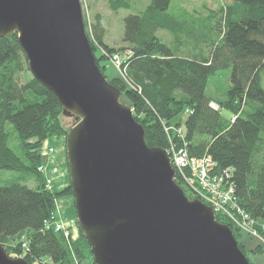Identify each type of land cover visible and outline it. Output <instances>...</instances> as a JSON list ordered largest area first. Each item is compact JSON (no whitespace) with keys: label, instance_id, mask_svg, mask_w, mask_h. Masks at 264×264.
Instances as JSON below:
<instances>
[{"label":"trees","instance_id":"trees-1","mask_svg":"<svg viewBox=\"0 0 264 264\" xmlns=\"http://www.w3.org/2000/svg\"><path fill=\"white\" fill-rule=\"evenodd\" d=\"M170 1L150 0L141 12L127 15L120 49L103 40L100 13L93 14L92 22L84 15L97 64L104 73V56L96 54V44L108 55L130 49L126 75L134 87L119 75L107 79L131 105L146 143L164 149L170 141L179 145L172 129L181 126L188 153L209 154L218 169L230 168L239 207L257 222L264 221V0H233L211 10L209 24L196 27L192 20L168 13ZM108 3L113 10L127 6V0ZM158 29L173 34L175 49L157 36ZM224 69H229L230 83L214 109L206 88ZM222 109L234 118L223 117ZM7 123L19 139V152L9 145ZM68 130L56 97L30 73L16 33L0 37V170L19 176L0 185V244L10 257L25 258L29 264H96L80 230L75 237H65L62 231L45 228L46 221L56 220L57 197L71 195L72 188L69 183L55 191L52 183L46 184L45 173L38 169L40 147L45 138H66ZM31 178L34 188L25 183ZM216 219L230 226L246 256L263 250L261 244L247 250L238 241L243 232L223 215L216 214ZM21 235L25 238L19 239Z\"/></svg>","mask_w":264,"mask_h":264},{"label":"water","instance_id":"water-1","mask_svg":"<svg viewBox=\"0 0 264 264\" xmlns=\"http://www.w3.org/2000/svg\"><path fill=\"white\" fill-rule=\"evenodd\" d=\"M32 76L76 123L66 157L77 228L96 264H252L230 226L189 198L166 149L149 146L131 105L97 64L81 0H0ZM0 264H29L0 244Z\"/></svg>","mask_w":264,"mask_h":264},{"label":"rangeland","instance_id":"rangeland-1","mask_svg":"<svg viewBox=\"0 0 264 264\" xmlns=\"http://www.w3.org/2000/svg\"><path fill=\"white\" fill-rule=\"evenodd\" d=\"M108 2L109 0H81L83 19L86 16V20L88 22H92L93 14L96 12L100 13L102 16L101 22L105 28L103 40L109 46L120 49L123 45H125V43H123L122 41L124 30L123 19L129 14H137L141 12L148 5L150 0H127V6L125 8H120L117 10L111 9ZM232 3L233 0H171L167 12L181 19V21L192 20L194 22L193 26L196 27L197 25H201V23L203 25L209 24L210 19L206 16L210 14L211 10H217L220 7H226L228 5H231ZM156 34L164 43L175 49V45L173 43L175 39L173 34L164 29H158ZM96 45V54H102L101 46H99L98 44ZM115 52L123 53L131 52V50L128 48H124ZM103 56L104 59L100 60V65L104 66L103 71L106 78L108 77L110 79L113 76L120 75L117 68L111 62L110 56ZM21 80L25 81V78L22 77ZM229 83V69H224L219 71L207 86L206 92L213 98L211 102H213L217 107H219L217 102L224 98V93ZM261 84L264 88V72L262 74ZM122 94L123 92H121L120 98L124 101L123 103H125L127 99ZM221 114L226 119H230L231 117L234 118V115L230 111L225 109L221 110ZM62 121L64 125L68 129H70L76 123V117L75 115L65 116L62 114ZM167 129H170V127L168 126ZM6 130L10 135L9 145L16 151H21L19 139L17 138V135L14 132L12 126L8 123L6 124ZM174 130L176 129H172V131ZM174 132L176 133V136L179 138V140L182 135L184 136V129L182 127L181 133H178V131ZM167 152L169 151L167 150ZM40 155L42 165L39 166V168L42 167L46 178L50 179L52 183V189L55 191H60L63 187L70 183L69 169L66 157V138H64L63 136H52L45 138L40 147ZM18 178V173L13 170H0V185L9 184L11 181H15ZM178 181L181 183L180 185L185 190V193L189 198H196L197 188H195V186L193 188L192 185H190L187 181L181 182L179 179ZM25 183L32 188H34L36 185L33 178L26 180ZM54 216L58 218V220L64 225L65 232H62L64 233L65 237L69 236V234H71L73 237L77 235L78 228L76 221V210L74 207V197L72 194H64L57 197ZM247 221L245 220L243 223L248 225ZM238 230H240V232H243L242 235L238 238V241L243 243L247 250H250L257 244H261L263 247L262 251H258L256 253L247 252L249 261H251L253 264H264V244H262L261 239L251 236V234H248L247 231H242L241 228ZM66 232L68 235L65 234ZM21 238L24 239L25 236L21 235L19 239Z\"/></svg>","mask_w":264,"mask_h":264},{"label":"built area","instance_id":"built-area-1","mask_svg":"<svg viewBox=\"0 0 264 264\" xmlns=\"http://www.w3.org/2000/svg\"><path fill=\"white\" fill-rule=\"evenodd\" d=\"M101 52L103 55L110 56L111 62L119 71V76L129 87H134L126 75L127 61L132 56V51L123 52L124 54L122 52H113L108 55L101 47ZM210 106L218 109L213 102H210ZM176 131L181 133V127L178 126ZM180 141L182 143L180 142L179 145L170 141V145L167 148L171 163L177 173L176 179L179 178L181 182L187 181L193 188L195 186L198 190V192L196 190V198L209 205L215 215L225 216L230 219L235 227L241 228L242 231H247L251 236L261 239L262 244H264V221L257 222L239 207L232 182V170L230 168L218 169L217 162L209 154L191 156L188 153L183 135ZM39 170L43 171V168L40 167ZM46 184L50 186V179H46ZM55 219L52 222L46 221L45 228L52 227L55 231L65 232L64 225L56 217ZM245 220H248V225L243 223ZM65 234L68 235L67 232Z\"/></svg>","mask_w":264,"mask_h":264}]
</instances>
